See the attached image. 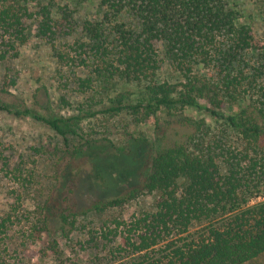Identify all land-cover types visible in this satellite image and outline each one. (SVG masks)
Here are the masks:
<instances>
[{
  "label": "trees",
  "instance_id": "1",
  "mask_svg": "<svg viewBox=\"0 0 264 264\" xmlns=\"http://www.w3.org/2000/svg\"><path fill=\"white\" fill-rule=\"evenodd\" d=\"M29 3L0 0L1 60L17 56L30 31L54 44L80 28L82 39L68 49H54L57 62L90 69L100 86L119 81L139 88L135 98L111 99L100 113L127 112L142 122L162 110L189 107L238 133L236 152L225 154L221 146L222 138L228 139L225 135L210 137L199 146L193 133L174 137L156 126L151 140L134 139L117 158L119 166L134 168L126 171V182L131 180L126 192L101 197L84 211L67 199L57 213V232L66 235L75 228L77 218L89 211L102 212L150 195L157 196L154 211L137 222L145 230L127 236L124 246L115 249L117 255L125 252L123 257L131 258L120 264H245L263 255L264 199L250 205L246 198H264V84L256 98L246 103L242 91L247 78L237 67L243 55L251 53L255 59L251 81L264 83V45L248 25L239 22L228 2L99 0L100 18L81 23L69 9L56 16L48 5H37L33 11ZM164 61L179 72L181 81L160 79ZM92 82V77H79L74 83L87 88ZM235 103L241 106L239 112L223 110ZM0 110L40 121L65 141L74 133L66 129L70 122L97 114L81 110L82 114L45 117L1 97ZM97 148L103 147L96 140H86L74 153L88 151L96 165H103L106 156H100ZM196 222L208 226L189 239L186 233ZM109 255L114 256L113 250Z\"/></svg>",
  "mask_w": 264,
  "mask_h": 264
},
{
  "label": "rangeland",
  "instance_id": "2",
  "mask_svg": "<svg viewBox=\"0 0 264 264\" xmlns=\"http://www.w3.org/2000/svg\"><path fill=\"white\" fill-rule=\"evenodd\" d=\"M226 1L237 12L239 22L248 25L264 45V0ZM37 5H48L56 16L69 9L78 23L100 18L99 0H30L31 10L35 11ZM80 38V28L54 44L30 31L27 42L18 47L17 56L0 59V97L9 104L28 107L45 117L97 111L94 117L70 122L66 129L74 133L65 141L40 121L0 110V264H120L131 259L123 257L125 252L117 255L115 249L124 246L127 236L145 230L143 223L137 222L154 211L157 196L139 195L119 207L89 211L77 218L75 228L66 235L56 230L60 225L57 213L68 204L69 198L78 210L84 211L101 197L126 192L130 180L126 182V171L134 168L119 166L117 158L134 139L151 140L158 126L160 132L174 137L193 133L199 146L210 137L225 135L228 139L221 141L224 153L236 152L237 130L198 109L162 110L142 122L127 112L116 116L100 113L111 99L127 102L135 98L139 88L119 81L100 86L90 69L71 64L61 66L54 49H68L69 44ZM254 66L255 59L248 52L237 67L247 78L242 91L246 103L256 98L257 90L264 84L260 79L251 81ZM79 77H92L93 82L87 88L79 87L74 83ZM159 77L173 83L181 81L179 72L168 61L162 63ZM240 108L235 103L223 110L237 113ZM86 140H96L103 147L97 148L100 156H106L103 165H96L88 151L74 153ZM219 164L225 171L226 167ZM246 199L252 205L264 198ZM207 226L206 222H196L186 235L189 239L196 238ZM109 250H113V257ZM245 264H264V254Z\"/></svg>",
  "mask_w": 264,
  "mask_h": 264
}]
</instances>
